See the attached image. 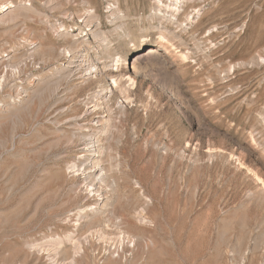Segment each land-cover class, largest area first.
<instances>
[{"label":"rangeland","instance_id":"rangeland-1","mask_svg":"<svg viewBox=\"0 0 264 264\" xmlns=\"http://www.w3.org/2000/svg\"><path fill=\"white\" fill-rule=\"evenodd\" d=\"M8 1L30 4L34 13L0 24V77L5 72L8 82L0 87V111L15 96L12 83L31 86L60 63L47 55L72 43L69 34L58 37L59 25L73 29L80 20L65 19L69 12L77 17L93 11L92 25L105 32L112 53L123 51L127 61L159 37V27L172 35L167 40L173 49L187 53L185 59L155 55L130 69L140 74L124 113L117 107L125 98L113 88L107 105L97 98L82 105L85 96L118 75L105 68L84 83L76 84V76L63 83L65 100L53 108L51 98L17 119L0 120V264H43L30 256L26 244L71 232L72 225L60 220L93 206L82 179L65 168L83 148L73 132L99 116L110 119L100 143L106 156L102 163L112 169L117 189L97 223L79 230L82 237L103 234L106 239L78 264H264V63L256 66L257 57L264 56V0L194 1L184 13L198 7L200 15L185 27L179 17L184 32L151 20L152 0H114L120 19L110 17L108 0ZM143 38L146 46L130 50L132 41ZM91 44L96 49L88 60L101 67L97 62L107 59L103 44ZM96 100L99 109L86 121L77 119ZM48 116L58 124L48 123ZM131 181L150 201L145 227L133 219V208L142 200ZM128 236L141 239L114 249L112 260H105L104 248ZM69 261V255L59 260Z\"/></svg>","mask_w":264,"mask_h":264},{"label":"bare ground","instance_id":"bare-ground-1","mask_svg":"<svg viewBox=\"0 0 264 264\" xmlns=\"http://www.w3.org/2000/svg\"><path fill=\"white\" fill-rule=\"evenodd\" d=\"M50 1L52 0H49V2ZM108 1H112L111 2L112 4L111 3L108 4V7H107V9L109 10L108 13H110L109 14L110 17H112L113 19L122 18V15L120 14V12L116 11L118 8V4L116 3V1L114 0H108ZM152 1H153V5L150 8L151 13L149 14V17L151 18V20L155 19L161 23L170 24V26L176 25V28L177 29L179 28V31H181V29L183 30L182 23L179 22L180 16H182L187 22V25L183 26L185 27L190 24V19H193V17L195 16L198 17V15H200L199 12L201 9L198 7H194V9H192L189 13H184L185 9L188 7V4L193 3L194 1L199 2V0H152ZM49 2H47L48 5L43 3L45 4V8H46V5L47 6L51 5ZM26 11L27 13L33 11L30 4H24L21 2L15 3L12 1H8V0H1L0 2V24L5 23V22L6 23L11 22L18 15H23L24 12L26 13ZM162 11L163 12L165 11V13H162ZM36 12L37 11H35V13ZM33 13L34 12H32V14ZM45 16L43 17L45 18ZM64 17L65 19H69L74 22H75L74 19L78 18L80 20L76 21L73 24L74 26L73 29L71 28L67 30L66 28L67 26L64 27L63 25H59V28L61 30L59 29L58 30L61 31V33H59L58 37L59 38L62 37L63 39L65 36L69 34L68 36L72 39V43L69 45V47L58 50L57 54L55 53V56H53L54 52L53 54L52 53L48 54L47 58L50 61V60H53L57 56V59L55 62L56 63L60 62V63H57L55 66H52V68L48 69L46 72H44L39 77H37L35 79L36 82H34V84L31 86H26L27 81L25 82V80H24L25 85L22 83L20 85L16 83H12L11 88L12 89L14 88V90L16 89V93L12 99H10L11 97L7 95L8 99L10 100L6 105L2 106V108L4 107V109L0 111V120L6 119V118L17 119L16 117L30 110V108L35 103H38L41 106L43 103L50 100L51 98H53L54 102H53V106H51L50 108H53L55 107L57 103H60L65 100L67 91L62 92L60 89V86L63 83L64 84L71 83L75 80L78 81L76 84L84 83L91 79H95L94 75L99 74V71H102V69H105V68L107 69L109 68L111 70L113 69V71H116L118 75L114 76V78L112 77V80L110 79L111 83L109 85L99 86L100 90L97 91V93H94L92 95L88 94L87 96H85V99H83L82 105L84 106L88 105L92 101L93 98L100 99L102 100V103L104 105H107L110 102V100L113 98V90H112L113 88L114 91L117 90L125 98L124 101H122L121 103H118V107L116 106L120 113H124L127 111L128 106L132 105L131 100H130L131 97H129L130 91L132 90V88L134 90V85L136 83L137 76L140 74V72L139 73L138 71L132 72L130 71V69L133 70V67H135V65H139L141 62H144L146 60L148 61L155 55H158V56L160 55L161 59L162 58L163 59L174 58L177 56H179V58L181 59L186 58L185 57L186 54L185 55L183 54L187 52H184L183 54L182 53L179 54V52L173 49L172 45L169 44V41L167 40V35H171V34H169V32L167 31L165 27L163 29L159 27V31H160L159 37L157 36V38L150 40L148 44L149 47L144 52L136 55V58L130 62V61H127L128 60L126 57L127 55L124 56L123 51L120 52L118 50L120 53L119 52L112 53L109 47V43H110L109 38L107 37L105 32L99 31L97 26L92 25V23L95 22V19L97 17V16H94L93 11L87 10L82 15L77 16V17H75V15L72 14V12H69L68 14L66 13ZM171 32L174 33L173 31ZM163 35H166V36H163ZM173 36H176V34H174ZM202 37H205V36H202ZM92 41L103 44V48L101 49V51L102 50H103L102 52L105 51L104 54L107 59L104 58V60L97 62L98 64L101 65V67L99 66L100 69L99 67H92L93 65L88 60L90 58V55L96 49V47L91 44ZM119 42H121V40ZM146 42L147 40L145 38L141 39L138 43H136V41H132L130 50H133V49L140 50L144 46H146ZM122 45L124 46L125 42H123ZM34 47L35 46L31 45V49H35ZM29 54H32V52H30ZM257 59L258 61L256 60L257 61L256 66L264 63L263 55H259ZM17 72L18 71H16V74ZM75 76L78 78H74L75 80L72 79ZM7 84L8 82L6 81V73L3 72L0 77V87L5 88ZM111 85L112 87H110ZM0 99H2V97ZM93 104L90 107H86L82 115L78 117L77 119L81 121H86L91 114L95 113V111L99 109L98 108L99 104H97V100ZM106 111L109 112L107 107L105 108V112ZM106 117L107 116H104L102 118L100 116L96 117L95 119L90 120L91 124L85 123L82 126H80L79 130L76 129L73 132V136L76 137L74 139L76 141L81 142L80 145L83 148L80 149L81 155L77 156L75 163L67 165L65 168L67 173H71L75 176H78L80 179H82L83 188H84L83 192L86 195H88V197L94 198L93 206L87 207L86 209H78L75 212H73L71 215L67 216L65 219L60 220V223H63L64 225H72L73 228L71 232L65 233L63 236L56 237L55 239L50 240L46 243H43V244L39 243L40 245L27 243L26 247L28 251L31 253L30 256L34 257L35 258L34 260L36 262L40 259H43V264H60L59 262L60 257L69 255L70 261L68 264H78V261L80 259H83L87 250L91 249L95 245H100V243L106 239L103 234L92 235L89 233L83 237L82 235H78V232L80 229L81 230L85 229L87 231L93 224L97 223L96 222L97 220L95 221L96 217L101 215L104 212L105 208L107 207V204L111 203L110 201L111 199H109L108 196H111L112 194H114L117 189V184L114 178H112V176L110 175V171L112 169L107 170L104 164L102 163L103 159L106 156L102 148L103 144L101 145L100 143V138L105 134V130L109 129L107 127H109L110 125L109 124L110 119ZM46 121L48 123L52 122V125L53 123L58 124L55 120L52 121L50 116H48ZM105 137H107L106 134H105ZM67 143H71V141L67 140ZM256 179L257 181H260V178L257 177ZM129 184L132 186V189L136 191L139 199L142 200L141 204L137 206V208H133V213H134L133 219L137 225L141 227H145L148 224V221L146 220L145 215L149 207L150 201L147 200V198L145 197L142 191V187L139 183L131 181ZM263 189H264V185H263ZM138 239H141V237L128 236V237H120L118 240L116 239L117 242L114 243L113 247L109 245L107 248H104L103 250L104 259L112 260L114 249H117L118 251L120 247L121 248H123L124 246L128 247V245L133 246L135 241ZM67 247H69V249H67ZM123 262H124V259H123Z\"/></svg>","mask_w":264,"mask_h":264}]
</instances>
